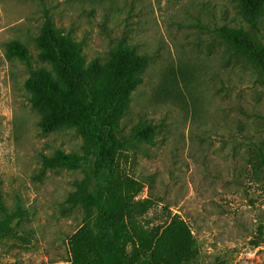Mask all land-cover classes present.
Returning a JSON list of instances; mask_svg holds the SVG:
<instances>
[{"label": "rangeland", "instance_id": "1", "mask_svg": "<svg viewBox=\"0 0 264 264\" xmlns=\"http://www.w3.org/2000/svg\"><path fill=\"white\" fill-rule=\"evenodd\" d=\"M46 9L87 61L105 63L120 41L150 57L120 122L125 138L140 119L158 125L154 143L133 141L123 162L144 185L139 198L154 202L143 220L185 219L199 249L190 264H264V167L252 158L264 150L262 75L218 35L243 27L264 42V14L253 30L236 0H0V196L26 211L0 239V264L68 263L88 216L73 201L82 183L93 186L88 172L44 164L58 151L84 154V139L70 126L42 132L30 70L7 55L18 41L34 68L51 70L35 42Z\"/></svg>", "mask_w": 264, "mask_h": 264}, {"label": "trees", "instance_id": "2", "mask_svg": "<svg viewBox=\"0 0 264 264\" xmlns=\"http://www.w3.org/2000/svg\"><path fill=\"white\" fill-rule=\"evenodd\" d=\"M241 17L259 29L264 0H236ZM218 35L261 71L264 85V42L243 27L223 25ZM38 59L51 66L34 68L30 50L18 41L9 42L8 57L24 61L30 76L26 86L33 92L32 105L43 115V133L70 126L84 139V154L58 151L45 157L51 169H84L93 180L79 186L73 201L88 212L84 225L69 239L70 260L63 264H190L199 254L190 224L178 214L164 224L151 225L144 215L152 199H141L143 183L123 167L133 141L154 143L158 125L140 119L132 135H122L120 122L129 109L130 97L143 83L150 62L126 41L117 43L103 63L87 61L81 44L57 26L48 9L35 38ZM253 166L264 167V150L253 153ZM0 239L10 235L15 221L26 211H9L0 196Z\"/></svg>", "mask_w": 264, "mask_h": 264}]
</instances>
